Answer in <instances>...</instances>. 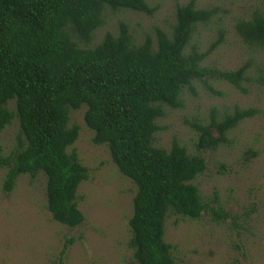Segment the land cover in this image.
I'll return each instance as SVG.
<instances>
[{"label":"trees","instance_id":"16d2710c","mask_svg":"<svg viewBox=\"0 0 264 264\" xmlns=\"http://www.w3.org/2000/svg\"><path fill=\"white\" fill-rule=\"evenodd\" d=\"M133 10L153 14L146 0H0V133L19 122L14 150L0 158L6 168L3 189L11 191L21 175L46 176L47 207L55 221L76 227L85 220L77 189L89 169L69 147L79 127L69 124L71 110L85 106L93 142L107 146L118 170L136 187L129 218L128 264H174V247L166 242L170 213L197 220L211 207L194 180L207 169L202 150H216L253 108L212 114L197 123L196 153L176 139L169 149L155 144L165 108L184 106L182 92L200 82L225 81L246 93L250 64L235 70L205 65L207 55L224 39L221 31L207 52L193 41L197 27L216 15L196 0L179 5L169 31L157 29L138 43L128 25L107 32L94 47V32L105 23V11ZM235 30L242 42L264 49V11L239 18ZM85 44V45H83ZM14 108L9 107V103Z\"/></svg>","mask_w":264,"mask_h":264},{"label":"rangeland","instance_id":"374dc122","mask_svg":"<svg viewBox=\"0 0 264 264\" xmlns=\"http://www.w3.org/2000/svg\"><path fill=\"white\" fill-rule=\"evenodd\" d=\"M156 8L151 15L133 11H105V23L95 32L90 47L107 32L116 34L128 25L135 40L169 31L176 10L190 0H146ZM200 8L215 9V17L197 27L193 41L207 52L223 31L224 39L205 59V65L235 70L249 63L246 93L225 81H210L184 89V106L165 108L158 119L155 144L169 149L176 139L196 153L198 131L212 114L219 117L235 108H253L257 114L244 120L216 150H202L207 169L194 183L207 203L222 206L230 215L218 218L211 211L194 220L170 213L166 242L174 247V264H264V49L245 45L235 30L239 18L264 11V0H196ZM85 45V44H83ZM10 108H14L12 102ZM86 107L71 110L69 124L79 127L78 139L69 147L90 171L77 189L79 209L85 220L76 227L55 221L47 207L46 176L21 175L11 191L3 189L6 168L0 167V264H128L132 251L129 218L136 187L117 168L105 145L93 142L94 132L85 122ZM20 127L13 119L0 133V158L17 144Z\"/></svg>","mask_w":264,"mask_h":264}]
</instances>
